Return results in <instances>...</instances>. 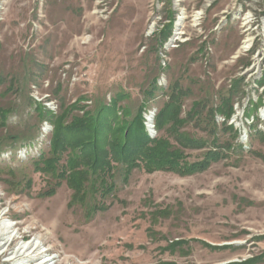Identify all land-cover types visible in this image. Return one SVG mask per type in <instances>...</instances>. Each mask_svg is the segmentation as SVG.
Wrapping results in <instances>:
<instances>
[{"label": "rangeland", "instance_id": "obj_1", "mask_svg": "<svg viewBox=\"0 0 264 264\" xmlns=\"http://www.w3.org/2000/svg\"><path fill=\"white\" fill-rule=\"evenodd\" d=\"M103 106L217 154L146 171L110 154V117L75 194L68 138ZM0 204L60 264H264V0H0Z\"/></svg>", "mask_w": 264, "mask_h": 264}, {"label": "trees", "instance_id": "obj_2", "mask_svg": "<svg viewBox=\"0 0 264 264\" xmlns=\"http://www.w3.org/2000/svg\"><path fill=\"white\" fill-rule=\"evenodd\" d=\"M113 109L114 106L111 108L103 106L97 115H91L86 119H80V121H75L73 123V126L76 123L75 127H73L75 128L73 129L75 130V132L72 134L73 138H68V140L71 142L75 141L74 144H80L81 141L84 140L83 143L85 144L81 145L82 149L78 152L76 157L70 158L72 164L70 165L69 169L67 168V170L62 173V176L66 175L69 179L73 174L77 176L85 174L87 170L84 169H86V167L97 169L98 167H103L104 165L108 166L110 164L111 160L108 159V153L105 156L107 161L105 160V158L103 159V145H100V139L97 137V132L101 127V121H103L104 119H109L110 117H113V121L114 123H116V127L111 128L109 126L108 129V133L113 137L114 140H112L114 145H110V154L114 155L117 160H121L124 163L129 162V158L131 157V155H134L131 159L133 160V163H142L146 171H153L155 169L161 168L167 170H175L178 172H189L195 167H203L205 162H207L211 159L212 156L217 154V152H209L202 161H199L197 163H189L184 159V153L177 148L173 149L169 145L167 140L161 138L149 139L144 130L139 114L130 122H126L125 126H117V124H119V121L121 120L118 119L119 117L115 112H113ZM224 114L229 115L230 110L224 112ZM161 116L163 115L160 112L159 117L156 120L157 128H160L162 126V123L160 122V119L162 118ZM59 129L63 131L65 130L61 126ZM89 134L94 135V139H90L89 137L87 138L86 136ZM54 141V144L57 145V142H59L60 140L57 139V137H54ZM91 146L94 148V150L90 151ZM86 151L90 152L87 153ZM83 159L88 160L86 166L81 164ZM69 180L68 184L72 186L75 194L84 192L82 179L80 180L78 178H75L74 181L72 179Z\"/></svg>", "mask_w": 264, "mask_h": 264}, {"label": "bare ground", "instance_id": "obj_3", "mask_svg": "<svg viewBox=\"0 0 264 264\" xmlns=\"http://www.w3.org/2000/svg\"><path fill=\"white\" fill-rule=\"evenodd\" d=\"M8 217V212H0V252L8 255L4 264H60L55 257L42 255L35 242L24 241L25 235L19 236L17 231L13 236L14 226L4 223Z\"/></svg>", "mask_w": 264, "mask_h": 264}]
</instances>
